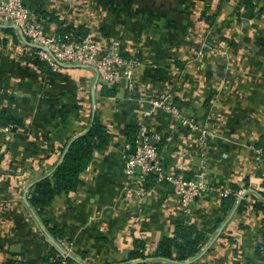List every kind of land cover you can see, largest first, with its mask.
Masks as SVG:
<instances>
[{
  "label": "crops",
  "instance_id": "obj_1",
  "mask_svg": "<svg viewBox=\"0 0 264 264\" xmlns=\"http://www.w3.org/2000/svg\"><path fill=\"white\" fill-rule=\"evenodd\" d=\"M25 2L37 14L84 26L98 40H117L138 64L133 88L121 78L112 86L115 94L104 96L101 88L109 86L93 68L40 67L19 30L0 24V113L7 109L17 120L8 133L0 127V264H54L56 245L26 198L85 129L93 109L110 130V142L94 153L77 188L56 195L42 216L63 233L73 264L131 261L128 253L140 249L136 241L152 255L159 240L183 223L208 235L190 264L255 261L264 228L255 205L264 164L254 152L264 137V0H250L253 10L245 0ZM57 29L56 21H45L48 34ZM154 99L177 106V114L152 110ZM142 124L161 136L164 168L187 178L201 175L230 192L205 191L187 211L168 183L145 188L148 178L142 182L137 168L127 173L123 156L128 130ZM229 195L234 201L226 208L221 203Z\"/></svg>",
  "mask_w": 264,
  "mask_h": 264
},
{
  "label": "built area",
  "instance_id": "obj_2",
  "mask_svg": "<svg viewBox=\"0 0 264 264\" xmlns=\"http://www.w3.org/2000/svg\"><path fill=\"white\" fill-rule=\"evenodd\" d=\"M11 24L26 39V47L31 51L36 60L45 63L44 68L56 71L64 63L88 66L95 70L100 83L112 87L122 78L128 87L133 88L135 83L134 69L138 62L132 57L125 55L119 42L112 38L98 40L86 34L78 39L70 33L48 34L45 30V20L39 14L33 12L25 0H0V24ZM152 110L161 107L177 114V106L170 104L166 99L152 102ZM151 114V111L148 112ZM191 130L199 129L194 121H183ZM202 134L206 135L205 128ZM161 136L153 132L147 125L139 126L132 142L124 144L125 171L133 173L138 169V176L142 182L150 173L155 174L157 184L168 183L174 195L178 198L184 210H189V204L205 191L216 189L221 196H226L230 191L211 187L202 176L187 178L184 174L167 170L163 166L157 145ZM255 154L264 164V147H255ZM264 182V169L261 176ZM143 188L138 189L142 193ZM57 257H61V264H67L66 257L69 255L68 243L63 239L57 240Z\"/></svg>",
  "mask_w": 264,
  "mask_h": 264
},
{
  "label": "trees",
  "instance_id": "obj_3",
  "mask_svg": "<svg viewBox=\"0 0 264 264\" xmlns=\"http://www.w3.org/2000/svg\"><path fill=\"white\" fill-rule=\"evenodd\" d=\"M246 7L253 10L254 6L250 0H245ZM253 11H251L252 13ZM40 15V14H39ZM44 15V16H43ZM46 21L52 19L57 22L58 29L56 34L70 33L75 38L81 39L86 36L87 30L82 25H75L65 20L59 19L57 15H40ZM210 19V18H209ZM212 24V21L209 22ZM38 65L44 68L45 63L37 60ZM101 94L104 96H112L115 90L112 87L103 86ZM16 119L7 109H2L0 113V127H11L16 123ZM130 130V131H129ZM127 136L128 141L133 143L137 128L130 127ZM111 139V133L108 127L101 121L96 109H93L90 115V120L85 129L72 137L64 149L62 154L49 174H45L38 180L34 181L30 187L29 196L26 198L28 206L33 214L38 217L43 226L47 229L49 235L53 237L57 243V239H64L63 233L55 226H48L45 218H42L44 209L48 207L56 195L74 191L80 183V173L86 169L92 160L94 153L104 150ZM262 142L258 143L256 147H264V137L260 139ZM157 148L159 150V145ZM147 182H144V187H151L156 184L155 174L148 175ZM146 178V179H147ZM262 189L257 192L258 201L256 207L263 211V224H264V182H262ZM234 196H227L223 198L222 206L230 208L233 205ZM245 200H241L237 210L241 211L244 207ZM212 232V231H210ZM208 239V235L202 229H199L195 224H178L175 226L171 235L163 236L156 247L154 254H144L142 248L144 247L141 241H136L137 247L140 249L131 250L128 253V259L120 264H147L149 260L157 264H190V258L197 256L203 245ZM261 243H257L254 254H261ZM57 251V249H55ZM57 253V252H56ZM55 253V254H56ZM54 253L52 252V255ZM54 254V255H55ZM51 255V257H52ZM46 260H49L47 257ZM67 264H73V260L68 255L66 257ZM61 257L53 260L54 264H61ZM81 264V263H78Z\"/></svg>",
  "mask_w": 264,
  "mask_h": 264
},
{
  "label": "rangeland",
  "instance_id": "obj_4",
  "mask_svg": "<svg viewBox=\"0 0 264 264\" xmlns=\"http://www.w3.org/2000/svg\"><path fill=\"white\" fill-rule=\"evenodd\" d=\"M5 132L8 133L9 130L6 128L5 129ZM7 135V134H6ZM0 141H2L4 143V139L0 138ZM223 234V232H222ZM221 234V235H222ZM220 235V234H219ZM259 243L262 244V247H261V254L260 255H255V261L253 262H250V263H247V264H264V228H263V234H261L260 238H259Z\"/></svg>",
  "mask_w": 264,
  "mask_h": 264
},
{
  "label": "water",
  "instance_id": "obj_5",
  "mask_svg": "<svg viewBox=\"0 0 264 264\" xmlns=\"http://www.w3.org/2000/svg\"><path fill=\"white\" fill-rule=\"evenodd\" d=\"M23 38H24V36H23ZM24 40L26 41L25 38H24ZM242 196H243V194H240V197H242ZM221 230H222V226L218 229V231L215 233V235L213 236V238L209 241V243L207 244V246L205 247L204 250H207V249H208V247L212 244V242L217 238V236L219 235V233L221 232ZM49 236H50V235H49ZM50 239H51L52 242H54L55 245H57L56 242L54 241V239H53L51 236H50ZM57 246H58V245H57ZM58 248L61 249L60 246H58ZM204 250H203V251H204ZM200 253H202V251H201Z\"/></svg>",
  "mask_w": 264,
  "mask_h": 264
}]
</instances>
